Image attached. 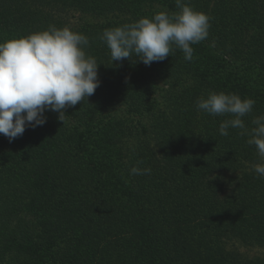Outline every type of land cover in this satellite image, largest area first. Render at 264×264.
I'll return each instance as SVG.
<instances>
[{
    "label": "trees",
    "instance_id": "1",
    "mask_svg": "<svg viewBox=\"0 0 264 264\" xmlns=\"http://www.w3.org/2000/svg\"><path fill=\"white\" fill-rule=\"evenodd\" d=\"M156 1L170 12L180 11L176 0ZM184 3L210 18L208 37L194 45L191 61L173 45L165 60L147 67L155 76L191 75L201 84L173 103L172 120L155 119L156 128H161L156 150L139 146L138 158L123 165L120 151L108 137L102 139L107 125L97 132L89 128V122L99 118L95 100L107 104L119 92L135 107L142 92L154 89L146 69L111 60L100 40L105 28L86 31L89 46L84 51L98 64L100 86L95 93L66 108L64 122L59 113L46 111L44 125L27 127L13 141L0 134V264H205L210 259L227 264L224 252L209 256L218 248L225 225L240 231L249 244L260 241L257 235L264 240V211H238L255 200L250 179L243 185L232 180L235 196L223 199L219 192L224 183L215 180L223 182L226 171L245 167L244 155H252L253 147L247 139L233 137L239 132L222 139L198 136L194 129L196 124L219 129L223 121L234 118L206 113L210 124L202 117L199 123L196 100L210 92L251 98L255 104L249 114L264 112V93L256 86L235 85L228 70L242 57L264 69V0ZM55 8L53 0H0V44L50 25L63 27ZM244 42L248 53L239 49ZM110 130L116 139L124 133L116 124ZM82 138L89 142L83 149L78 148ZM147 161L156 168L154 175L131 174L133 167L148 168ZM198 220L207 223L209 232Z\"/></svg>",
    "mask_w": 264,
    "mask_h": 264
},
{
    "label": "clouds",
    "instance_id": "2",
    "mask_svg": "<svg viewBox=\"0 0 264 264\" xmlns=\"http://www.w3.org/2000/svg\"><path fill=\"white\" fill-rule=\"evenodd\" d=\"M180 9L170 15L166 11L152 18L115 28L105 29L100 40L110 50L111 60L122 61L138 57L145 65L165 60L173 45L191 61L194 49L209 35V17L195 11L184 0H176ZM88 38L68 27L50 25L48 30L25 38L0 44V134L13 141L22 136L27 127L46 123V111L59 113L63 121L65 109L74 107L92 96L100 86L98 64L86 55ZM255 101L224 92H210L196 101L197 111L212 116L231 115L223 121L219 133L227 136L229 128L240 129L248 136L247 143L255 145L264 161V115L255 117L248 129L243 117L251 113ZM253 171L264 177V162L253 165ZM132 175H150L151 169L133 167Z\"/></svg>",
    "mask_w": 264,
    "mask_h": 264
},
{
    "label": "rangeland",
    "instance_id": "3",
    "mask_svg": "<svg viewBox=\"0 0 264 264\" xmlns=\"http://www.w3.org/2000/svg\"><path fill=\"white\" fill-rule=\"evenodd\" d=\"M53 1L58 7L57 9L55 8L56 11L60 12L58 16L61 17L65 23V25L61 28L68 27L72 31L85 35L87 38L89 35L86 31L90 29L92 31L97 28L109 29L123 26L125 24L134 23L140 18H152L160 11H166L170 15L176 13L174 11L170 12L165 5H161V3L156 0H120V2L124 3L121 5L118 0ZM42 31H45V29H40L37 32ZM192 47L195 48L194 45ZM239 49L241 51L243 50L242 52L245 53L250 52L248 43L246 42L240 45ZM213 53L218 57L215 50H213ZM137 58L133 57L131 59H124L123 61L125 63L131 61L132 65L146 69L150 76L146 79L148 81H153L154 89H151L147 94L142 92L139 95V97H141V102H137L135 107H130L126 104L124 102V98L119 96V92L113 93L107 104H102L95 100L93 103L95 107H98L99 118L95 122H89L92 124L89 128H93V132H97V129L105 128L107 125L109 129L107 128L106 130L108 131H104V133H102V139L105 140L108 137L109 141L115 145V148L118 151H120L119 161L122 162L123 165H128L130 161H135V159L138 158L137 148L139 146L142 147V145H149L150 148H155L156 150L155 146L159 144V134L161 128H156L157 126H155L154 123L155 119L168 118V120H172L173 115L171 110L174 105L173 103L177 101L183 93L191 91L193 88L201 84L200 81L194 79L191 75L178 77L173 76L172 74H162L155 76L152 74L147 65ZM224 60L229 62L231 59L227 58ZM232 62L233 64L230 65L231 67L228 70H230V73L233 74L232 77L235 79L233 80L235 85L244 84L256 86L264 93V69L246 62L244 57L240 58L239 61L234 60ZM142 83L146 86L145 80H142ZM127 98H131V96H127ZM196 112V119L199 120L200 124L202 118H205L207 122H205L206 125L210 124L208 123V117L205 112ZM254 114H247L242 118L248 129L255 127V125L252 124V120L255 117L264 115V112L259 111L257 115ZM110 123H113L111 126L116 124L119 130L121 128L124 130L123 135H121L119 139L115 138L114 132L111 133ZM71 124L74 125V123ZM84 128L85 127L83 126L82 130ZM194 129L196 130L195 132L198 136H202V134H204L206 136L213 135L216 138H222V135H220L217 127H206L205 129L203 126L196 124ZM238 132L239 135L235 134V136H233L234 133ZM228 133L233 137L240 136V139H249L248 136L240 135V129L228 131ZM87 143L89 142L85 138H82L78 148L83 149V145ZM75 144L78 146V142ZM251 146L254 149V153L252 155H244L245 162L242 166L245 167H241L235 171H226L220 179L223 182L215 178L219 185L224 183L223 191L219 192L221 199L230 195L235 196L232 191V180H235L237 183L240 181V184L243 185L247 179H250L251 184L249 191L252 193L251 198H254L255 200L253 202H248L247 205L251 203L249 206L239 209L238 211L240 215L253 213L254 211H264V177H259L253 171V165L264 161H262L258 156L255 145ZM139 159L142 160V158ZM147 162L150 163L149 161ZM148 168L151 169V173L153 172V175L156 173V168H154L153 163H150ZM147 176L149 175H146V177ZM240 179L244 183H242ZM197 222L199 226H202L203 228H206L205 230H207L206 222L203 220H198ZM247 228L250 232H252V228L254 229L253 223ZM222 231L224 236L222 239H219L218 248L215 246L213 252L209 253L210 258L215 257L214 255L220 256L224 252L225 254H228L226 255V261H228L227 264H256V261L258 260H263L262 264H264V240H262V238H259L257 235V238L260 239V241H255L256 243L249 244L246 242L247 240L242 237L240 231L235 230L230 225H225ZM207 232H209V229ZM219 249H221L222 252H219ZM208 261H210V263L206 262L205 264H213L212 259Z\"/></svg>",
    "mask_w": 264,
    "mask_h": 264
}]
</instances>
